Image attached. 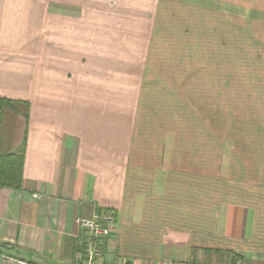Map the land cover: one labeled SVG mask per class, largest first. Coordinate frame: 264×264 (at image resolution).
Here are the masks:
<instances>
[{
	"label": "crops",
	"instance_id": "1",
	"mask_svg": "<svg viewBox=\"0 0 264 264\" xmlns=\"http://www.w3.org/2000/svg\"><path fill=\"white\" fill-rule=\"evenodd\" d=\"M159 10H175L181 39L194 36L206 60L230 56L233 28L238 39L264 44V0H0V97L29 105L24 186L0 188V253L78 264L85 234L76 218L107 209L117 218L106 264H264V132L254 148L257 180L241 174L219 200L186 186L185 164L169 180L170 166L148 162L133 131L110 135L112 116L106 132L98 128L107 60L140 57L137 90L146 88ZM205 66L215 68L207 60L196 72ZM191 71L180 75L183 85Z\"/></svg>",
	"mask_w": 264,
	"mask_h": 264
},
{
	"label": "rangeland",
	"instance_id": "2",
	"mask_svg": "<svg viewBox=\"0 0 264 264\" xmlns=\"http://www.w3.org/2000/svg\"><path fill=\"white\" fill-rule=\"evenodd\" d=\"M155 24L156 33L147 61L151 69L143 68L147 71L143 76L145 89L137 90L141 86L140 57L123 53L126 58L107 60L108 74L102 77L105 120L98 128L104 127L106 132L108 117L112 116L110 135L117 131L122 137L126 131H133L140 138L137 147L147 152L148 162L158 158L160 164L170 166L169 180L178 179L176 168L185 164L181 175L186 186L194 184L200 194H217L219 200L223 195L225 200L234 186H231L232 179L244 174L257 180L258 155L254 148L258 146V134L264 132V92H258L259 84H264V58H259L264 44L252 45L250 41L238 39L235 28L230 29L227 35L233 39L230 56L207 59L215 68L208 65L196 72V66H204L207 60L200 58L201 50L195 47L194 36L181 39L175 10H159ZM126 32L133 37L128 28ZM134 36L140 40L146 34L137 28ZM126 41L121 42L123 49L131 44ZM142 48L139 44L138 51ZM183 52L197 57L191 55L192 58L185 59ZM115 65L120 69L113 71ZM183 70H192L185 77V82H189L186 85L179 79ZM214 71L216 74H209ZM17 107L19 115H8L2 139L5 147L22 151L24 102L16 103ZM8 110L6 107L5 112ZM132 118L136 119L133 124L129 123ZM92 128L90 131H94ZM233 146L237 147L236 154H227V148ZM241 163L251 169H240Z\"/></svg>",
	"mask_w": 264,
	"mask_h": 264
},
{
	"label": "built area",
	"instance_id": "3",
	"mask_svg": "<svg viewBox=\"0 0 264 264\" xmlns=\"http://www.w3.org/2000/svg\"><path fill=\"white\" fill-rule=\"evenodd\" d=\"M116 218V213L107 209L95 212L91 217L76 218L78 226L85 234L83 245L76 255L78 264H106V248L116 230ZM0 258L7 264H36L2 253Z\"/></svg>",
	"mask_w": 264,
	"mask_h": 264
},
{
	"label": "trees",
	"instance_id": "4",
	"mask_svg": "<svg viewBox=\"0 0 264 264\" xmlns=\"http://www.w3.org/2000/svg\"><path fill=\"white\" fill-rule=\"evenodd\" d=\"M149 61V60H148ZM147 71L151 69V65L147 62ZM146 78V76H145ZM147 82V80H146ZM24 102L25 111L21 114L24 117V145L22 151H16L5 147V141H3V130L8 124V115L14 116L18 114L19 108H15L17 100H13L6 97H0V188H10V189H22L24 186V162H25V149L27 143V124L29 115V105L28 101ZM6 107L9 108L8 112H5ZM14 111V112H11ZM10 112V114H8ZM6 119V124H5ZM4 125V126H3ZM4 127V128H3ZM209 182L212 183V177L209 178ZM176 184V183H175ZM176 186L173 185L170 188L169 195L176 196ZM234 253V252H233Z\"/></svg>",
	"mask_w": 264,
	"mask_h": 264
}]
</instances>
